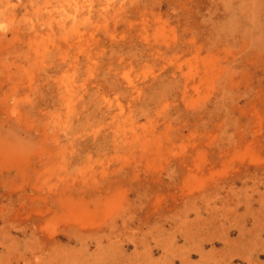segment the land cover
<instances>
[{
    "label": "rangeland",
    "instance_id": "374dc122",
    "mask_svg": "<svg viewBox=\"0 0 264 264\" xmlns=\"http://www.w3.org/2000/svg\"><path fill=\"white\" fill-rule=\"evenodd\" d=\"M60 253L264 264V0H0V264Z\"/></svg>",
    "mask_w": 264,
    "mask_h": 264
},
{
    "label": "bare ground",
    "instance_id": "6f19581e",
    "mask_svg": "<svg viewBox=\"0 0 264 264\" xmlns=\"http://www.w3.org/2000/svg\"><path fill=\"white\" fill-rule=\"evenodd\" d=\"M89 259L85 256L60 253L48 257L46 264H49L50 261H53L55 264H90Z\"/></svg>",
    "mask_w": 264,
    "mask_h": 264
}]
</instances>
